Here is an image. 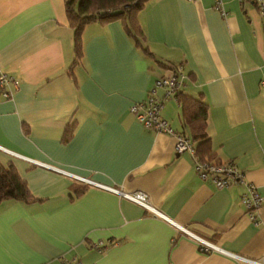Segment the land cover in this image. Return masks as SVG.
Returning a JSON list of instances; mask_svg holds the SVG:
<instances>
[{"label": "crops", "instance_id": "obj_1", "mask_svg": "<svg viewBox=\"0 0 264 264\" xmlns=\"http://www.w3.org/2000/svg\"><path fill=\"white\" fill-rule=\"evenodd\" d=\"M64 2L0 0V69L18 81L11 98L0 96V147L123 192H145L196 235L264 260V204L251 218L242 184L217 188L199 178L191 155L175 153L174 137L144 128L129 111L176 67L182 95L206 104L212 160L233 163L264 197V25L256 5L221 0V13L215 0H147L134 21L152 56L120 20L95 21L85 26L74 61ZM181 105L169 98L161 115L196 146ZM68 125L72 135L63 141ZM8 162L39 200L0 201V264H247L200 252L171 223L118 193L0 148V163Z\"/></svg>", "mask_w": 264, "mask_h": 264}, {"label": "built area", "instance_id": "obj_2", "mask_svg": "<svg viewBox=\"0 0 264 264\" xmlns=\"http://www.w3.org/2000/svg\"><path fill=\"white\" fill-rule=\"evenodd\" d=\"M240 2L252 1L258 10V13L263 21L264 25V0H239ZM214 7L223 13V7L221 0H215ZM18 81L15 77L10 75L9 73L0 69V96L5 99H9L12 97V91L10 89V85L16 87ZM182 84V77L179 76L178 70L176 73L174 70L170 69V73L161 76L156 79L154 86L150 89L145 99L141 101L133 102L129 106V111L134 115L136 120L146 129L155 132V133H164L174 137V151L176 154H181L187 152L191 155L194 162V169L199 178L203 180L210 181L217 188L228 187L232 184H242L244 186V191L240 195L241 203L243 204L245 210L253 217V210L261 207L264 204V197L258 192L257 187L244 179L243 172L236 167L231 162H222L217 160H202L196 154V150L192 142L186 138L184 135L176 131L171 124L162 117L161 109L163 107V103L165 100L169 98H175L179 87ZM158 87L164 88V94L162 97L156 95V89ZM5 152L9 153L12 156L19 157L25 159L33 164H37L39 166H43L45 168H49L60 172L64 175L71 177L74 180H77L83 184H88L96 187L103 188L105 190L111 191L113 193H118L122 197L140 205L147 211L151 212L153 216L158 217L162 220H165L171 223L178 232L188 236L193 241H195L197 248L202 253H211L216 252L220 253L226 257H229L235 261L245 262L247 264H264L263 259H253L249 257H245L239 255L237 253H233L230 251L223 250L219 248L216 244L196 235L185 227L177 224L168 216L163 214L157 208H155L148 200L147 194L142 191H134V192H123L116 187L111 185H104L98 183L96 181L90 180L84 176L76 175L60 169L58 167L52 166L47 163H41L35 160H32L27 157H23L19 154L13 153L7 149L0 147ZM96 248H102L103 243L99 242L94 244Z\"/></svg>", "mask_w": 264, "mask_h": 264}, {"label": "trees", "instance_id": "obj_3", "mask_svg": "<svg viewBox=\"0 0 264 264\" xmlns=\"http://www.w3.org/2000/svg\"><path fill=\"white\" fill-rule=\"evenodd\" d=\"M147 0H65V14L69 27L73 32L74 61L82 56L81 35L85 26L91 22L101 24L120 20L127 32L133 37L135 43L147 55L152 56L146 44L143 43V36L134 16L138 10L144 7ZM169 68V66H168ZM171 70L176 73L177 68L172 66ZM175 99L182 105L184 123L192 126L194 131L193 140L197 142L196 154L202 160H212L214 153L210 147V139L205 132L207 107L202 99L190 98L178 90ZM72 126L68 125L62 136L63 141L70 139ZM192 144L193 141L191 140ZM86 186L76 190V196H80ZM15 200L24 203H31L39 200L28 188L27 182L21 177L15 166L8 162L6 165L0 163V201Z\"/></svg>", "mask_w": 264, "mask_h": 264}]
</instances>
